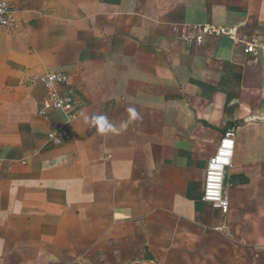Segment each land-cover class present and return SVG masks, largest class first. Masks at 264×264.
I'll return each mask as SVG.
<instances>
[{"label": "crops", "instance_id": "0c3cea01", "mask_svg": "<svg viewBox=\"0 0 264 264\" xmlns=\"http://www.w3.org/2000/svg\"><path fill=\"white\" fill-rule=\"evenodd\" d=\"M5 1L0 264H264V57L242 42H264V0ZM186 25L231 33L196 45ZM52 70L71 122L39 112ZM230 131L223 212L204 183Z\"/></svg>", "mask_w": 264, "mask_h": 264}, {"label": "built area", "instance_id": "2783aa9c", "mask_svg": "<svg viewBox=\"0 0 264 264\" xmlns=\"http://www.w3.org/2000/svg\"><path fill=\"white\" fill-rule=\"evenodd\" d=\"M13 10L9 2L0 0V27L13 24ZM179 38L188 43L202 45L208 35L230 34L231 31L223 27L186 25L177 28ZM245 44L244 52L255 58L264 57V42L257 37L242 38ZM34 83L42 84L45 88V96L42 100L39 112L45 115L50 110H57L67 115L71 122L82 114L76 108L77 94L69 86V74L65 70H52L43 75H35ZM55 144H61L63 139L58 133L50 136ZM235 150V134L227 132L221 141L218 152L211 158L205 183L203 200L212 203L216 208L228 212L229 199L224 194V179L227 167L232 163ZM2 162L0 161V165Z\"/></svg>", "mask_w": 264, "mask_h": 264}, {"label": "clouds", "instance_id": "9594fccd", "mask_svg": "<svg viewBox=\"0 0 264 264\" xmlns=\"http://www.w3.org/2000/svg\"><path fill=\"white\" fill-rule=\"evenodd\" d=\"M130 111H133V114H134V110H130ZM93 120L99 124V131L102 133H106L109 131H112V132L119 131V129L115 128V126H113L112 124L108 122L105 116H102V115L96 116V117H93Z\"/></svg>", "mask_w": 264, "mask_h": 264}, {"label": "trees", "instance_id": "16d2710c", "mask_svg": "<svg viewBox=\"0 0 264 264\" xmlns=\"http://www.w3.org/2000/svg\"><path fill=\"white\" fill-rule=\"evenodd\" d=\"M102 1L109 2V3H119L120 2V0H102Z\"/></svg>", "mask_w": 264, "mask_h": 264}, {"label": "water", "instance_id": "95a60500", "mask_svg": "<svg viewBox=\"0 0 264 264\" xmlns=\"http://www.w3.org/2000/svg\"><path fill=\"white\" fill-rule=\"evenodd\" d=\"M261 120H262V118H261ZM225 178H226V176H225Z\"/></svg>", "mask_w": 264, "mask_h": 264}]
</instances>
